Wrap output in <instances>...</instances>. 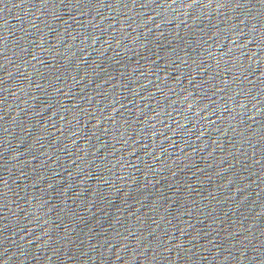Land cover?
<instances>
[{"label": "snow or ice", "instance_id": "obj_1", "mask_svg": "<svg viewBox=\"0 0 264 264\" xmlns=\"http://www.w3.org/2000/svg\"><path fill=\"white\" fill-rule=\"evenodd\" d=\"M193 2H195V0H193Z\"/></svg>", "mask_w": 264, "mask_h": 264}]
</instances>
